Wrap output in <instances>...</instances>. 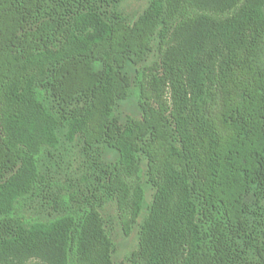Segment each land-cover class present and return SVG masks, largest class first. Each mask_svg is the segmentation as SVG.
Wrapping results in <instances>:
<instances>
[{"label": "trees", "instance_id": "16d2710c", "mask_svg": "<svg viewBox=\"0 0 264 264\" xmlns=\"http://www.w3.org/2000/svg\"><path fill=\"white\" fill-rule=\"evenodd\" d=\"M120 1L0 0V264H117L100 208L130 234L144 175L130 264H264V0H148L133 22Z\"/></svg>", "mask_w": 264, "mask_h": 264}, {"label": "rangeland", "instance_id": "374dc122", "mask_svg": "<svg viewBox=\"0 0 264 264\" xmlns=\"http://www.w3.org/2000/svg\"><path fill=\"white\" fill-rule=\"evenodd\" d=\"M148 0H121L118 3L111 4V9L119 12L123 17L130 22L135 21L148 7ZM157 40L153 42V51L148 56L147 61L142 65H134L132 63H127L125 71L134 78L136 70L144 65H151L158 58V52L156 49ZM114 114L118 117L121 123H124L127 118H141L142 112L138 102L137 90L134 84L131 86V94L128 99L121 100L117 103L114 109ZM61 151L63 154L61 157L65 159L63 161V172L71 174L75 177L80 176L81 172L78 170V166L82 162V156L73 144L63 142L61 145ZM102 157L105 162H112L118 157V152L108 148L106 146L101 147ZM142 168L144 172L146 171V160H142ZM143 187H144V202L141 215L138 219L137 224L134 226L130 234H126L123 231L121 223L118 217V211L116 203L113 201L106 202L100 211L105 219L108 221V227L110 234L115 242L116 248L113 253V260L117 264H130L129 256L130 254L138 248V232L140 228V223L144 217L148 214L150 205L152 203L154 188L147 181V176H143ZM255 212L251 217L254 221V226L259 232L260 238L264 239V199L261 201V208L255 207ZM262 216H259V214Z\"/></svg>", "mask_w": 264, "mask_h": 264}]
</instances>
